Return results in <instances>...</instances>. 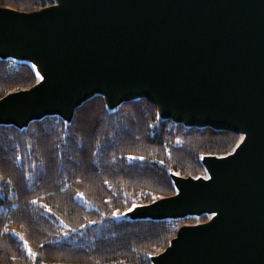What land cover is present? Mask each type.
I'll use <instances>...</instances> for the list:
<instances>
[{
  "label": "water",
  "instance_id": "95a60500",
  "mask_svg": "<svg viewBox=\"0 0 264 264\" xmlns=\"http://www.w3.org/2000/svg\"><path fill=\"white\" fill-rule=\"evenodd\" d=\"M50 1L0 7V58L39 75L0 99V125L71 123L100 95L110 110L145 99L188 128L246 133L231 157L208 160L209 181L174 177L177 194L129 220L215 214L181 227L153 264H264V0Z\"/></svg>",
  "mask_w": 264,
  "mask_h": 264
},
{
  "label": "trees",
  "instance_id": "16d2710c",
  "mask_svg": "<svg viewBox=\"0 0 264 264\" xmlns=\"http://www.w3.org/2000/svg\"><path fill=\"white\" fill-rule=\"evenodd\" d=\"M50 4L0 0L21 12ZM38 81L30 63L0 58V99ZM240 139L162 119L145 99L110 110L100 95L77 108L71 123L48 116L23 129L0 125V264H153L196 219L121 214L138 195H175L171 173L197 177L205 156L229 154Z\"/></svg>",
  "mask_w": 264,
  "mask_h": 264
},
{
  "label": "rangeland",
  "instance_id": "374dc122",
  "mask_svg": "<svg viewBox=\"0 0 264 264\" xmlns=\"http://www.w3.org/2000/svg\"><path fill=\"white\" fill-rule=\"evenodd\" d=\"M14 60V59H13ZM116 110V109H115ZM186 127V126H185ZM188 128V127H187ZM246 133H242L240 135V141L238 143V145L236 146V148L230 152L229 154H226V155H222V156H205L203 159H202V163L204 165V168H205V171L203 174L197 176V177H192V176H183V175H179V174H175V173H171V177L172 179L174 177H181V178H193L194 180H204V181H209L211 179V175H210V172L207 168V162L210 158H218V159H227L229 157H231L238 149L239 147H241V145L244 143L245 139H246ZM175 185V184H174ZM176 188V194L179 192L178 188L175 186ZM138 197H140V201L133 205L130 209H128L127 211H125L123 214H121V218H125V219H129V218H132L133 216H136V215H142L143 214V210L151 205H153L154 203L164 199V198H168V197H164V198H155L153 199L152 201H148V200H145V197L142 195H138ZM142 199V200H141ZM215 216L214 213H202V214H199V215H188V216H185V217H180L179 219H171V220H185L187 218H192V219H196L195 222L193 223H184L181 227H184V226H195V225H199V224H204V223H207L209 222L213 217ZM204 217V220L201 221V218ZM180 227V228H181ZM179 228V229H180ZM178 229V230H179ZM171 244V242H170ZM169 244V245H170ZM167 249V248H166ZM166 249H164L162 252H164ZM160 252V253H162ZM159 253V254H160ZM159 254H156L155 256L153 257H156L158 256ZM152 257V258H153ZM153 263V262H152Z\"/></svg>",
  "mask_w": 264,
  "mask_h": 264
},
{
  "label": "snow or ice",
  "instance_id": "6c2138e0",
  "mask_svg": "<svg viewBox=\"0 0 264 264\" xmlns=\"http://www.w3.org/2000/svg\"><path fill=\"white\" fill-rule=\"evenodd\" d=\"M134 158V157H133ZM29 252L31 253V249H29Z\"/></svg>",
  "mask_w": 264,
  "mask_h": 264
},
{
  "label": "bare ground",
  "instance_id": "6f19581e",
  "mask_svg": "<svg viewBox=\"0 0 264 264\" xmlns=\"http://www.w3.org/2000/svg\"><path fill=\"white\" fill-rule=\"evenodd\" d=\"M140 95H143V94H140Z\"/></svg>",
  "mask_w": 264,
  "mask_h": 264
}]
</instances>
